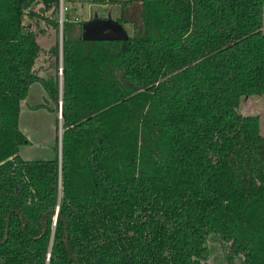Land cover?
Returning <instances> with one entry per match:
<instances>
[{
  "label": "trees",
  "instance_id": "trees-1",
  "mask_svg": "<svg viewBox=\"0 0 264 264\" xmlns=\"http://www.w3.org/2000/svg\"><path fill=\"white\" fill-rule=\"evenodd\" d=\"M59 3L0 0V264H264V136L238 112L264 95V0H116L127 41H84L65 10L61 89ZM35 83L61 151L25 160Z\"/></svg>",
  "mask_w": 264,
  "mask_h": 264
},
{
  "label": "rangeland",
  "instance_id": "rangeland-1",
  "mask_svg": "<svg viewBox=\"0 0 264 264\" xmlns=\"http://www.w3.org/2000/svg\"><path fill=\"white\" fill-rule=\"evenodd\" d=\"M115 1L116 0H59V21L63 11L65 10H68L70 19L73 21L86 22L95 18L106 19L108 17L116 20L119 16V6L114 3ZM39 8L40 4H32L31 7L25 11L22 18L23 24L32 25L35 32L38 31V28L35 27V20L30 17V13H32V11L34 13L38 12ZM39 25L40 27L46 29L44 34L37 37V42L42 51H44L47 47H49L50 43H55L56 35L55 32L45 24L40 23ZM126 29L129 35L133 34L131 26H126ZM60 37L62 40V36L59 31V44ZM43 59H45V61H49L50 64L48 65H50L49 67H51V69L47 68V71L44 70L46 71L45 74L43 73V70L41 71L43 68L38 65L37 73H39L42 77H47L49 75L53 76V59H51L48 55L44 56ZM35 65H37V63ZM28 93L31 102L36 104H45L48 101L47 104L49 108L48 110L45 109L43 111L36 112L35 114H31L30 118H25L26 114H24L23 111L25 112L26 106L23 105L21 109L23 111H21L19 123L21 124V128L27 137L28 144L23 145L20 148L19 154L25 160L47 159L48 154L46 150L50 149V146L53 144L52 136L55 137L56 135L55 113L52 112L54 104L51 101L49 102L50 97L38 83L33 84ZM238 112L246 118L256 119L259 124V132L262 136H264V95L244 96ZM214 154L218 158L219 154L217 152H214ZM210 186H212V184ZM215 245L219 248V244ZM216 253L217 254L215 255L220 259L217 263H225L226 261L224 256H222L219 252Z\"/></svg>",
  "mask_w": 264,
  "mask_h": 264
},
{
  "label": "water",
  "instance_id": "water-1",
  "mask_svg": "<svg viewBox=\"0 0 264 264\" xmlns=\"http://www.w3.org/2000/svg\"><path fill=\"white\" fill-rule=\"evenodd\" d=\"M60 33H61V24H62V15L60 18ZM82 38L84 41H127L129 39L128 32L126 29L116 20L108 17L106 19L95 18L90 21H86L83 24ZM61 37H60V62H61ZM63 74V70H61ZM63 115L60 113L59 119L61 121ZM61 127V125H60ZM61 151V148L59 152ZM53 226L56 224V220L59 217L58 210L52 212ZM8 225L7 232L8 233ZM1 243V242H0ZM68 247V245H67Z\"/></svg>",
  "mask_w": 264,
  "mask_h": 264
},
{
  "label": "crops",
  "instance_id": "crops-1",
  "mask_svg": "<svg viewBox=\"0 0 264 264\" xmlns=\"http://www.w3.org/2000/svg\"><path fill=\"white\" fill-rule=\"evenodd\" d=\"M53 46V44L52 43H50L49 44V47H47L43 52H44V55L43 56H47V51L50 49V47H52ZM37 65H35L34 66V69L37 71L38 70V65H40L43 69H41V71L43 70H46L47 68H50L49 66L50 65H48V64H50L49 63V61H45V59H43V57L41 58V59H39L37 62ZM46 66H48V67H46ZM47 71V70H46ZM46 71H44L43 73H45L46 74ZM51 71V70H50ZM32 87V86H31ZM30 87V88H31ZM45 99V98H44ZM23 105H25L26 107H25V112L23 111V110H21L22 109V107H23ZM37 105H39V104H36V103H34V102H31L30 101V97H29V93L27 94V97H26V99L24 100V101H22L21 102V105H20V115H21V111H23V113L24 114H26V117L25 118H30L31 117V114H35L36 112H39V111H43V110H45V108L43 109V108H40V109H33V107H35V106H37ZM20 115H19V117H20ZM19 129L23 132V130H22V128H21V124L19 123ZM24 133V132H23ZM52 139H53V142H54V140H55V137L54 136H52ZM51 142H52V140H51ZM52 142V143H53ZM50 143V142H49ZM53 145L54 144H52L51 146H50V149L48 150H46V152H47V154H48V156H47V159L49 158V157H52L53 156V150H52V147H53Z\"/></svg>",
  "mask_w": 264,
  "mask_h": 264
},
{
  "label": "flooded vegetation",
  "instance_id": "flooded-vegetation-1",
  "mask_svg": "<svg viewBox=\"0 0 264 264\" xmlns=\"http://www.w3.org/2000/svg\"><path fill=\"white\" fill-rule=\"evenodd\" d=\"M38 43V42H37ZM54 45V44H53ZM51 48V47H50ZM47 53V52H46ZM48 55V54H47ZM49 56V55H48ZM43 58H44V56H43ZM58 61H59V68H58V74H59V76H60V78H59V86H60V89H61V81H62V79H61V76H62V74H61V70H62V68H61V62H60V52H59V58H58ZM50 69H51V67H50ZM37 72V71H36ZM54 73V72H53ZM39 76H40V74L39 73H37ZM50 76V75H49ZM49 76H47V77H43V78H49ZM40 77H42V76H40ZM51 77V76H50ZM32 86V85H31ZM30 86V87H31ZM42 87V86H41ZM30 89V88H29ZM29 92V91H28ZM27 97V96H26ZM61 98V97H60ZM26 99V98H25ZM24 101V100H23ZM53 102L52 100H51V98H50V100H49V102ZM48 101L45 103V104H39V105H45L46 107H45V109H47L48 110V108H49V106H48ZM54 104V103H53ZM21 105V104H20ZM39 105H37V106H39ZM36 107V106H35ZM33 109H34V107H33ZM40 109V108H39ZM44 109V108H43ZM53 110V109H52ZM53 112V111H52ZM60 113H61V101H59L58 102V119H59V115H60ZM62 114V113H61ZM20 115V114H19ZM56 119V118H55ZM62 120V119H61ZM55 123H56V121H55ZM60 125H61V121H60V119H59V128H58V133H57V126H56V135H55V138H56V136L58 135V137H59V150H60V148H61V143H60V141H61V134H62V132H61V127H60ZM22 132V131H21ZM23 133V132H22ZM24 134V133H23ZM25 135V134H24ZM26 136V135H25ZM53 144H54V142H53Z\"/></svg>",
  "mask_w": 264,
  "mask_h": 264
},
{
  "label": "built area",
  "instance_id": "built-area-1",
  "mask_svg": "<svg viewBox=\"0 0 264 264\" xmlns=\"http://www.w3.org/2000/svg\"><path fill=\"white\" fill-rule=\"evenodd\" d=\"M62 8V7H61ZM63 14V13H62Z\"/></svg>",
  "mask_w": 264,
  "mask_h": 264
}]
</instances>
